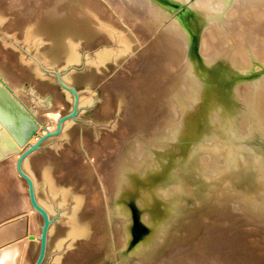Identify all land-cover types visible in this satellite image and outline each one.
Masks as SVG:
<instances>
[{
	"label": "bare ground",
	"instance_id": "bare-ground-1",
	"mask_svg": "<svg viewBox=\"0 0 264 264\" xmlns=\"http://www.w3.org/2000/svg\"><path fill=\"white\" fill-rule=\"evenodd\" d=\"M179 10H186L187 17ZM0 24L29 44L44 45L50 64L78 62L82 48L94 50L103 43L88 60L91 80L110 63L132 54L127 62L134 72L116 87L110 85L115 92L108 93L103 106L105 114L115 106L126 108L125 116L133 119L131 135H123L119 150L95 169L106 202L114 203L130 182L131 171L147 175L168 169L155 185L151 202L170 213L163 211L159 231L137 252L135 264H227L228 252L229 264H243L239 236L224 248L227 237L240 233V225L249 227L254 237L248 264H264V0H0ZM4 47L0 79L39 127L25 146L0 160V186L13 189L1 193L5 199L0 201V264H32L42 217L20 169L31 170L24 155L36 148L43 133L36 110L51 119L54 129L63 102L55 97L56 107L42 100L37 108L30 106L21 94H26L22 85L25 79L38 81L39 69L36 64L23 65L20 54ZM140 50L142 63L136 59ZM11 60L18 67L13 68ZM84 99L80 104L92 100ZM27 172L36 201L53 213L50 202L39 203L36 178ZM43 177L54 191L49 169ZM102 194H93L92 210L98 206L102 211L95 204ZM59 195L60 206L68 191ZM83 195L70 196L75 204L68 221L71 238L91 236L93 224L82 219ZM128 222L127 211H119L113 232L116 244L128 243ZM220 226L223 231L216 233Z\"/></svg>",
	"mask_w": 264,
	"mask_h": 264
},
{
	"label": "rangeland",
	"instance_id": "rangeland-1",
	"mask_svg": "<svg viewBox=\"0 0 264 264\" xmlns=\"http://www.w3.org/2000/svg\"><path fill=\"white\" fill-rule=\"evenodd\" d=\"M180 13L185 18L187 17L186 10H182ZM15 35V30L9 31L8 33L4 25L0 24V45L2 44L0 48L5 46V49L9 48L13 50L15 55L18 56L20 54L18 57L23 65L29 63L36 64L40 73L38 76L35 75V79L39 82L31 80L30 78L23 81L22 87L26 89V94L24 92H21V94L24 95L25 99L30 103V106H34L35 108H37L38 100H42L44 105L48 104L52 108L57 105L55 97L63 102L60 109L61 115L54 129L50 128L52 126L51 119L49 117L45 118L43 113L40 112V108L36 110L38 111V117L41 118L42 128L44 127V129L42 136L35 142L36 148L32 149L26 155L27 163L31 169L30 171L33 173V177L36 178L38 184L39 190L36 193H38L37 199L39 198V203L40 199H43L42 201L44 202L47 201V203L50 202L49 204L53 205L52 208L54 210L51 213L45 206H41L48 211L44 209L48 213L50 223L47 229L45 255L39 264H128L131 261L132 264H135L136 260H133L137 252H141L155 238L159 231V226L164 220L163 214L167 213L166 216H168L170 213L167 207H156L157 201L151 202L153 197H156L153 191L155 185L160 183L168 174V169L164 168L162 171L155 170L154 172H149L147 175H143L138 170L131 171V180L121 191L116 203L111 200L108 201L109 203L106 202L107 197L102 189V181L95 169V164L103 165L105 163H103V160L106 159L105 161H107L110 154L115 153V149L117 152V149L122 145L123 138H125L123 135H131L130 129L133 127L131 125L133 119L131 118V120L129 116H125V112H127L126 108H120V110L118 108L119 106H115V108L113 107V112L105 114L103 106L106 101L105 99L108 97V93L111 94L114 91L112 86L114 85L116 87L120 83H123L129 79L127 76L128 73L134 72V69H131L129 61L127 62V59L132 54L126 56V63L125 61L117 62V64L110 63L111 65L104 67V70L98 73V79L93 78L91 80V74L93 73L90 70L88 60L96 54V50H100L105 46L103 43H100L94 50H89L85 47L82 48L80 50V62L66 64L61 60L60 62L50 64L48 61L50 59L47 60L43 54L44 45L36 47L19 36L17 38ZM1 42H6L7 44L5 45V43ZM44 43L47 44L46 41ZM141 53H143L141 50L138 54L136 53V59L142 63L144 60L141 57ZM0 55L2 54L0 53ZM10 63L15 64V61L11 60ZM13 66V68L18 67L17 64ZM130 78L133 77L131 76ZM81 98H85V101H89L90 98L92 100L89 103L80 104ZM114 144L118 145L115 146ZM30 147L32 146L26 148L25 151ZM88 165H91V167ZM46 169H49L51 178L55 183L53 184L54 191H51L44 184L43 174ZM25 171L27 172L26 169ZM29 172L27 173L30 174ZM87 172L91 173L87 175ZM25 182L29 194V183L26 180ZM0 188V201H2V191L8 192L12 188L10 189L6 185L5 190L1 186ZM62 190L68 191V195L66 199L63 197L64 199L62 201H65V203L62 202L59 206L58 202L61 201L59 191ZM70 191L71 193L69 194ZM96 191L103 193L105 196L102 194L104 199L101 198L98 203H95L101 206L102 211L100 209L98 210V206L93 209L96 211H93L90 207V204L93 202V194H97ZM53 192L55 195H52ZM74 194H77V196L78 194L81 196L84 194L83 196L86 199L81 209L83 216L81 217L83 222L87 223L91 221L93 224V231L91 230V236L87 239L82 237L71 238L67 235L69 217L75 206L74 199L70 196ZM4 204L6 203L4 202ZM122 210L127 211L129 214V222L127 225L129 240L126 245L116 244L117 237L113 233L117 223L118 213ZM38 213L42 217L41 223L39 224L41 236L40 241L33 243V247H35L33 250L32 264H36L39 260L45 226L43 214L40 211ZM209 213L213 214L212 212ZM149 215L152 218L148 220L146 217ZM213 216L216 217L215 212ZM217 216H222V213H219V215L217 213ZM228 216L230 219L232 215L227 214V218ZM52 227L53 231L50 233L49 229ZM221 228L220 230L216 228L215 230L217 232L213 231L220 233L219 231H223V228ZM239 229L241 231L238 235L232 234L225 239L227 244H225L226 246L224 248H230L233 245L231 241L234 242L233 240L239 236L238 238L244 241H240L243 244L242 246L239 245V253L243 256V264H248L251 258L247 259L246 256L249 257L253 254L250 248L252 245L249 243L254 240V237L251 235L252 233L249 227L240 225ZM256 239L258 240L259 238ZM61 240L63 241L62 245H59V241ZM227 251L229 250H224V252ZM226 256H228L227 259L229 260L226 262L229 264L231 259L230 253L228 252Z\"/></svg>",
	"mask_w": 264,
	"mask_h": 264
},
{
	"label": "water",
	"instance_id": "water-1",
	"mask_svg": "<svg viewBox=\"0 0 264 264\" xmlns=\"http://www.w3.org/2000/svg\"><path fill=\"white\" fill-rule=\"evenodd\" d=\"M38 127L39 123L32 113L0 79V160L4 159L8 153L17 151L25 146L37 133ZM32 149H34V147L27 150L24 157L32 151ZM20 171L29 183L32 204L45 218L41 254L36 263L39 264L46 251L47 229L50 223L49 216L36 201L33 183L30 177L23 171V169H20Z\"/></svg>",
	"mask_w": 264,
	"mask_h": 264
}]
</instances>
